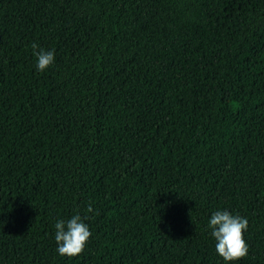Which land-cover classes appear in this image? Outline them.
Listing matches in <instances>:
<instances>
[{"label":"trees","instance_id":"1","mask_svg":"<svg viewBox=\"0 0 264 264\" xmlns=\"http://www.w3.org/2000/svg\"><path fill=\"white\" fill-rule=\"evenodd\" d=\"M0 264H264V0H0Z\"/></svg>","mask_w":264,"mask_h":264}]
</instances>
